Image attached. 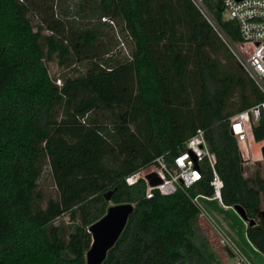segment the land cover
Instances as JSON below:
<instances>
[{
	"label": "trees",
	"instance_id": "16d2710c",
	"mask_svg": "<svg viewBox=\"0 0 264 264\" xmlns=\"http://www.w3.org/2000/svg\"><path fill=\"white\" fill-rule=\"evenodd\" d=\"M203 3L218 29L241 38L221 0ZM115 21L126 55L111 54ZM213 24L192 0H0V264H87L88 225L110 190L134 206L100 264H221L190 199L213 193L205 161L187 193L145 198L142 182L124 180L198 128L223 203L255 219L245 232L264 254V173L243 163L228 128L262 95ZM53 60L73 72L51 77ZM252 131L264 139L262 118ZM45 165L54 193L39 185Z\"/></svg>",
	"mask_w": 264,
	"mask_h": 264
},
{
	"label": "built area",
	"instance_id": "2783aa9c",
	"mask_svg": "<svg viewBox=\"0 0 264 264\" xmlns=\"http://www.w3.org/2000/svg\"><path fill=\"white\" fill-rule=\"evenodd\" d=\"M192 1L201 14L213 24L211 14L203 0ZM221 2L224 17L233 19L238 23L241 38L231 40L223 31L213 25L239 64L254 80L262 95L258 102L228 117V128L237 142L243 163L249 164L252 162V141L258 143L257 149L260 157L263 156L262 147L264 146V139L256 140L252 131L253 124L258 122L260 118L264 120V0H221ZM55 81L57 84H61L59 78ZM168 153L166 151L158 154L151 161L125 175V182L129 185L142 182L145 198H150L156 193L172 194L178 189L187 193V189L203 176L201 163L205 161L211 169L210 184L213 193L211 195L196 194L190 196L191 201L198 209L197 220L203 221L217 237L221 236L227 250L230 249L233 253L232 256L238 254L232 241L228 237L226 238L199 202V197L215 198L223 207H233V205L224 204L221 199L223 182L215 168L216 155L209 148L204 130L198 128L185 140L184 148L171 154L170 158H167ZM150 173H154L159 178L157 183L149 182L147 175ZM228 254L230 253L228 252ZM233 264H237V262Z\"/></svg>",
	"mask_w": 264,
	"mask_h": 264
},
{
	"label": "rangeland",
	"instance_id": "374dc122",
	"mask_svg": "<svg viewBox=\"0 0 264 264\" xmlns=\"http://www.w3.org/2000/svg\"><path fill=\"white\" fill-rule=\"evenodd\" d=\"M37 17L38 16H33V20L36 21ZM111 32L117 39V45L114 46L111 54L114 56L126 55L129 51V38L126 37L116 21L114 25H112ZM73 66L74 65L69 67L59 66L56 60L47 62L49 75L53 78L63 73H72ZM76 66L78 72H83L86 67L85 61H78ZM257 144V142L253 141L251 143V149L253 150V154L251 155L252 162L247 165H249V168L251 169L259 165L264 173V157H260ZM39 185L46 192L54 193V184L52 183V175L49 165H45L39 179ZM199 202L208 213L210 219L221 229L226 238L228 237L232 241L238 251V254L230 256L227 252L228 250L226 248V244L222 242L221 236L217 237L215 233H212V231L209 230L203 221L200 222L197 220L200 232L210 243L211 249L215 252L219 259H221V264H233L235 262H237V264H264V254L260 252L247 238L245 232L247 222L232 206L225 208L215 198L199 197ZM112 203L114 202L109 200V205ZM63 219L67 220L68 216H63Z\"/></svg>",
	"mask_w": 264,
	"mask_h": 264
},
{
	"label": "water",
	"instance_id": "95a60500",
	"mask_svg": "<svg viewBox=\"0 0 264 264\" xmlns=\"http://www.w3.org/2000/svg\"><path fill=\"white\" fill-rule=\"evenodd\" d=\"M264 157V146L262 147ZM149 182L154 184L159 178L150 173L147 175ZM112 190L104 194L107 200H110ZM133 203L119 202L107 206L106 211L95 221L88 225V231L91 233V243L86 251L87 264H100L105 258L107 250L114 244L117 237L124 228L130 212L133 210ZM233 208L242 216L247 224H252L255 219L249 218L241 205L234 204ZM228 252L233 255L230 249Z\"/></svg>",
	"mask_w": 264,
	"mask_h": 264
},
{
	"label": "crops",
	"instance_id": "0c3cea01",
	"mask_svg": "<svg viewBox=\"0 0 264 264\" xmlns=\"http://www.w3.org/2000/svg\"><path fill=\"white\" fill-rule=\"evenodd\" d=\"M230 256H232V255H230Z\"/></svg>",
	"mask_w": 264,
	"mask_h": 264
}]
</instances>
